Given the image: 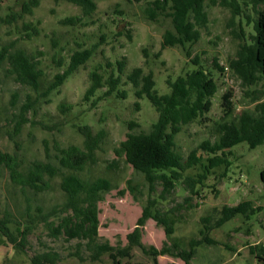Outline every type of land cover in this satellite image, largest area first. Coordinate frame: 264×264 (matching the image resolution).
Instances as JSON below:
<instances>
[{"label": "rangeland", "instance_id": "374dc122", "mask_svg": "<svg viewBox=\"0 0 264 264\" xmlns=\"http://www.w3.org/2000/svg\"><path fill=\"white\" fill-rule=\"evenodd\" d=\"M23 1L25 0H1L0 47L16 41L15 48L25 49L36 57L44 72L43 91L55 74L66 68L73 51L94 46L96 50L85 66H81L47 97L39 98L31 88L16 82L5 68L1 70L0 149L16 153L23 173L29 176L31 172L37 171L34 164L36 161H49L58 165L56 155L61 147L72 144L83 146L84 137L77 125L89 124L95 133L105 131L101 149L96 152V162L87 165L79 173L87 180L106 176L113 182L114 188L99 203L100 241L109 240L116 246L125 245L127 234L135 227L142 206L149 198V185L143 174L137 173L125 162L124 157L117 156L115 147L126 138L130 123L137 124L136 131L148 130L158 116L147 98L139 99L135 95V87L127 80V74L134 67L143 66L146 73H154L155 87L163 94L170 90L167 80H174L194 69L197 58L209 69L214 67V58L219 65L227 67L229 58L235 55L240 42L252 41L253 21L258 16L252 0H238L243 14L235 18L231 7L222 5L220 0L216 3L208 0L206 10L209 21L201 30L200 40L187 43L185 47L176 45L165 48L162 47L164 34L167 30H174L169 15L171 9L167 6L164 10H158L157 17L153 19L151 6L154 0H95L97 9L88 17L82 16L80 6L68 0H40L33 15L8 22L6 15L11 11L20 12ZM72 16H82V19L77 25L62 23L65 18ZM24 22L39 25L40 35L31 39L23 38ZM240 23L244 29L243 36L240 35ZM124 58L126 68L119 88L127 91V97L121 98L117 92L102 96L107 90L104 87L92 97L93 100L102 96L95 106H92V100L85 101L84 95L91 83L89 73L101 65L100 72L108 77L112 68L108 67L107 62L114 64L116 72V61ZM60 60L64 63L63 66H58ZM212 72L218 84L217 92L207 100L204 114L185 125L177 136L178 149L185 158L203 140L215 139L213 127L224 115V96L234 103L236 115L243 109H253L256 103L264 101L261 93L264 90L263 80L248 87L230 68H225L223 72L213 69ZM29 95L33 99L38 97V100L27 114L29 122L24 123L17 133L15 126L21 120L18 116L20 107ZM62 103L70 105L71 109L64 112ZM198 155L202 156V165H196L185 172V175L196 179L199 174L205 173L207 158L212 156L202 149ZM226 156L231 162L230 166L221 165L209 169L203 184L197 186L199 196L193 197L189 204L185 202L179 209L180 221L176 223L175 235L185 242L192 237H201L200 229L204 225L202 217L213 212L214 218H218L224 205L235 206L241 201L249 200L256 211L248 216L238 215L222 227L215 228L212 237L219 243L200 246L198 255L191 264H228L230 261L235 264H259L249 246L264 245V184L260 177V170L264 168V146L252 149L243 142L233 147L230 153L226 150ZM113 164H117L115 168L111 167ZM73 172L74 169L61 166H58V172L54 175L43 171L50 187L44 192L34 193L30 189L23 192L21 186L11 182L7 169L0 166V214L6 207H10L23 221V227L32 230L28 250L19 253L13 249L5 264H33L31 257L34 254L48 250L60 252L62 258L59 264H117L120 259L117 254L110 252L101 260L92 261L87 250L79 246V240L66 241L63 236L53 237L41 220L30 224L20 216L25 209L26 196L30 198L35 215L40 214L37 207H41V213L46 214L65 203L68 195L60 188L61 178ZM130 179L132 185L140 187L141 193L137 190L133 193L128 189ZM123 189H126L125 194H121ZM161 190L162 184L158 182L153 196L161 201L157 204L161 210L183 203L184 198L189 195L183 180L176 184V188L166 199L159 198ZM134 195H137L138 201ZM52 219L56 222L60 220L58 217ZM2 238L4 237L0 234V239ZM165 239L163 227L153 219L148 220L143 243L159 248ZM153 257L136 247L132 250L131 258H121V264H152L155 262ZM156 262L186 264L182 259L169 255L156 257Z\"/></svg>", "mask_w": 264, "mask_h": 264}, {"label": "trees", "instance_id": "16d2710c", "mask_svg": "<svg viewBox=\"0 0 264 264\" xmlns=\"http://www.w3.org/2000/svg\"><path fill=\"white\" fill-rule=\"evenodd\" d=\"M59 1V0H56ZM82 9V16H92L97 9L95 0H68ZM208 0H154L151 6L152 18L157 17L158 10H164L170 6L169 15L172 19L174 30H167L164 34L162 47L180 45L185 47L187 43H196L202 36V28L208 24V13L206 2ZM1 2V0H0ZM216 3L217 0H212ZM224 6L231 7L233 18L243 14L238 0H220ZM40 0H25L21 4L20 12L11 11L6 15L9 21L23 19L26 15H33L34 9L38 7ZM253 8L257 13V18L253 21L254 33L252 41L243 40L239 44L234 56L229 58L227 67L219 65L216 58L213 60L214 67L209 69L194 61L196 67L179 75L176 79H168L169 91L159 93L156 89L154 73L145 72L143 66H137L127 74L129 80L135 87V95L139 99L147 98L158 113L157 119L151 124L148 130L136 131V123H130L126 138L115 147L118 157H124L125 162L140 174L145 176L149 185V198L142 206L141 215L136 221V225L127 234V243L116 246L109 240L100 241V207L99 203L105 199V195L114 188L113 182L106 176H99L93 180L81 177L79 171L91 163L96 162V152L101 149V144L106 136L105 131L94 132L91 125H77L78 131L84 137L83 146L76 144L58 149L56 158L58 165L49 161H36L34 164L37 171L26 176L22 171L21 163L16 159V153L11 154L0 149V166L7 169L11 182L21 186L23 192L30 189L34 193L44 192L49 189L50 183L44 177L43 171L49 175L58 172V166L74 169L73 173L61 178L60 188L67 193L68 199L60 207L50 212L41 213V207H37L35 215L32 211L30 198L26 196L25 209L20 216L25 221L33 224L38 220L44 222L53 237L63 236L66 241L79 240V246L84 247L92 261H99L107 253L117 254V264H121V258L128 256L131 258L132 250L139 247L146 254H152L156 264V257L169 255L180 258L186 264H190L195 257L198 248L203 244L213 245L219 241L211 236V231L222 227L232 218L249 213L254 214L256 208L251 201H241L235 206L224 205L219 211L220 216L214 218L213 212L202 217L203 227L200 229L198 238L192 237L188 242L181 241L176 233V223L180 221L179 209L184 203L192 202L193 197L200 194L197 186L203 184L209 169L221 165L230 166L231 162L226 156V150L238 144L246 142L250 148L264 146V101L256 103L253 109H243L240 114H235V107L232 100L224 96V115L220 121L215 123V139L203 140L197 147L190 150L185 158L179 151L177 136L183 131L185 125L190 124L201 117L205 112L207 100L218 90V84L213 76V69L224 71L230 68L233 74L248 87L264 81V0H252ZM82 16H72L65 18L62 23L66 25H77ZM240 35L243 36L244 29L240 23ZM23 32L25 39H31L41 33L39 25L32 22H24ZM16 41L0 47V72L3 68L13 75L14 80L22 85L28 86L41 97L49 96L53 91L62 86L81 66L92 58L96 46L88 48H78L73 51L68 59L66 68L55 74L54 79L42 90L43 70L39 66V61L34 55L27 53L25 49L15 48ZM15 48V49H14ZM147 56L146 48L143 49ZM159 55V53H157ZM188 55L190 53L188 52ZM64 63L58 61V66ZM112 68L108 77L100 72V66L89 73L90 86L87 88L84 100L90 101L96 92L107 87L102 96H108L117 92L121 98L127 97V91L119 87L125 74L126 59L116 61L117 71L114 64L107 62ZM1 83V80H0ZM264 95V90L261 91ZM97 97L92 100L95 106L102 98ZM38 97L33 99L31 95L27 97L20 107V121L16 122L15 130L20 132L24 123L29 122L27 114L34 108ZM15 101H13L14 104ZM139 105V102H136ZM63 111H68L71 106L62 103ZM202 149L212 156L207 158L208 165L205 173L199 174L197 179L185 172L196 166L202 165V156L198 155ZM117 164L111 165L115 168ZM111 169V168H110ZM261 181L264 184V168L260 170ZM183 180L189 195L184 198L183 203H177L166 210H161L157 206L161 202L153 196L158 182L162 184L159 198L166 199L176 188V184ZM128 189L134 193L140 191L138 185H132V179L128 180ZM126 189L121 190L125 194ZM138 201L137 195H134ZM53 217L60 220L56 222ZM153 219L163 227L166 239L161 247L146 245L143 243V234L148 220ZM31 228H24L23 221L10 207H6L0 214V234L10 243L17 252H26L29 245V235ZM250 252L258 260L259 264H264V246L250 245ZM79 248V253L81 251ZM79 253H77L79 255ZM61 254L56 250H48L36 253L31 257L33 264H59ZM5 264V263H4ZM144 264V263H130Z\"/></svg>", "mask_w": 264, "mask_h": 264}, {"label": "crops", "instance_id": "0c3cea01", "mask_svg": "<svg viewBox=\"0 0 264 264\" xmlns=\"http://www.w3.org/2000/svg\"><path fill=\"white\" fill-rule=\"evenodd\" d=\"M146 226V225H145ZM214 231V229L211 231V236H212V232ZM214 238V237H213ZM217 240V239H216ZM205 244H203L204 246ZM202 246V245H201ZM262 246V245H261ZM264 246V245H263ZM13 246L8 243L7 241H5L4 238L0 239V264H4L6 262V260H8V258L11 257L12 253H13ZM198 255V250L197 253L195 255V257ZM256 258V257H255ZM194 259V258H193ZM193 261V260H192ZM191 261V262H192ZM191 264V263H190ZM225 264V263H224ZM228 264H235V262L230 261Z\"/></svg>", "mask_w": 264, "mask_h": 264}]
</instances>
